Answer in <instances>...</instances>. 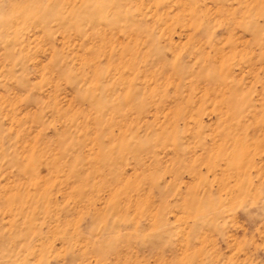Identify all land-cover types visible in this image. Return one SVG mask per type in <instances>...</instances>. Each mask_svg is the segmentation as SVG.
<instances>
[{
  "label": "rangeland",
  "instance_id": "obj_1",
  "mask_svg": "<svg viewBox=\"0 0 264 264\" xmlns=\"http://www.w3.org/2000/svg\"><path fill=\"white\" fill-rule=\"evenodd\" d=\"M0 264H264V0H0Z\"/></svg>",
  "mask_w": 264,
  "mask_h": 264
}]
</instances>
